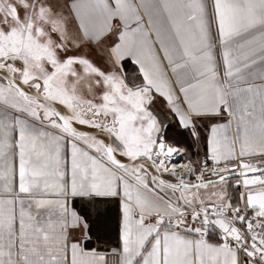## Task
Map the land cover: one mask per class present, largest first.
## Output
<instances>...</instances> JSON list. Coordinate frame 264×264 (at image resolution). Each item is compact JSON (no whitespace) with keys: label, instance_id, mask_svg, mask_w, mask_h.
I'll list each match as a JSON object with an SVG mask.
<instances>
[{"label":"snow or ice","instance_id":"snow-or-ice-1","mask_svg":"<svg viewBox=\"0 0 264 264\" xmlns=\"http://www.w3.org/2000/svg\"><path fill=\"white\" fill-rule=\"evenodd\" d=\"M0 264H264V0H0Z\"/></svg>","mask_w":264,"mask_h":264}]
</instances>
